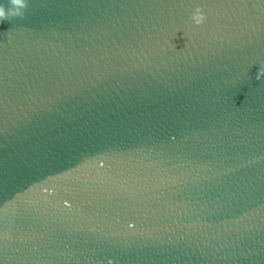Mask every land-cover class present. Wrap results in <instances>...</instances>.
<instances>
[{
	"label": "water",
	"instance_id": "1",
	"mask_svg": "<svg viewBox=\"0 0 264 264\" xmlns=\"http://www.w3.org/2000/svg\"><path fill=\"white\" fill-rule=\"evenodd\" d=\"M0 5V264H264V0Z\"/></svg>",
	"mask_w": 264,
	"mask_h": 264
},
{
	"label": "clouds",
	"instance_id": "2",
	"mask_svg": "<svg viewBox=\"0 0 264 264\" xmlns=\"http://www.w3.org/2000/svg\"><path fill=\"white\" fill-rule=\"evenodd\" d=\"M13 3L19 5L21 8L25 6L26 0H13ZM18 16L21 15V12L13 9H5L2 5H0V23H3L4 20H8L9 16ZM261 69H257V73H260Z\"/></svg>",
	"mask_w": 264,
	"mask_h": 264
}]
</instances>
